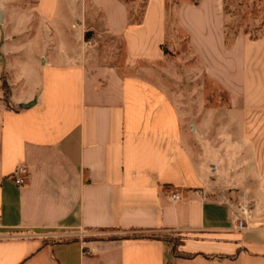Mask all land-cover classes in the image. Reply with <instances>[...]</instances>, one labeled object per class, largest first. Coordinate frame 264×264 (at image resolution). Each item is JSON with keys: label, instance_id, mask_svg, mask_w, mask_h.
Listing matches in <instances>:
<instances>
[{"label": "crops", "instance_id": "crops-1", "mask_svg": "<svg viewBox=\"0 0 264 264\" xmlns=\"http://www.w3.org/2000/svg\"><path fill=\"white\" fill-rule=\"evenodd\" d=\"M166 2L129 23L127 0H0V264H264L263 234L235 230L230 211L253 200L264 221V28L226 48L223 0L176 1L175 29L228 96L208 107L196 93L184 113L157 82L177 78L159 65ZM85 29L121 38L127 63L87 47ZM94 229L116 231L83 236ZM165 232L192 256L114 238Z\"/></svg>", "mask_w": 264, "mask_h": 264}, {"label": "rangeland", "instance_id": "rangeland-1", "mask_svg": "<svg viewBox=\"0 0 264 264\" xmlns=\"http://www.w3.org/2000/svg\"><path fill=\"white\" fill-rule=\"evenodd\" d=\"M127 1L128 19L136 20L140 18L147 0ZM166 1L169 36V41H167L166 45H168L169 50H165L168 59L160 62L159 65L177 72V78H172L169 74L163 73L157 79V82L162 83L177 103L178 108L184 113L187 109V104L191 103V98L196 99V93L197 96L201 95L204 97L205 104L208 107H227V93L202 74L196 57L193 56L187 45L186 36L175 29L172 12L177 0ZM223 6L225 34L223 43L226 48H230L233 45L237 35H245L251 40H255L262 35L264 28V0H223ZM9 23L12 22L9 20ZM3 28L4 32L12 31V25ZM85 33H88V37L85 38L87 47L98 48L102 52L106 51L107 55H109V61L121 64L127 63L128 60L121 38L99 35V32L88 29H85ZM130 63L131 67L148 64L145 61H130ZM0 86L3 91V99L6 100L9 86L5 81V77L1 80ZM233 202H237V199ZM248 203L253 211L255 207L254 201L250 200ZM114 231L116 230H86L83 232V236L102 235ZM163 234L180 239V236L173 232H165Z\"/></svg>", "mask_w": 264, "mask_h": 264}, {"label": "built area", "instance_id": "built-area-1", "mask_svg": "<svg viewBox=\"0 0 264 264\" xmlns=\"http://www.w3.org/2000/svg\"><path fill=\"white\" fill-rule=\"evenodd\" d=\"M24 170L18 167L13 172V179L17 185L25 182L22 175ZM173 200L179 199V195L175 192L170 194ZM232 227L235 230H259L264 236V221L252 220V210L248 202H233L230 204Z\"/></svg>", "mask_w": 264, "mask_h": 264}, {"label": "trees", "instance_id": "trees-1", "mask_svg": "<svg viewBox=\"0 0 264 264\" xmlns=\"http://www.w3.org/2000/svg\"><path fill=\"white\" fill-rule=\"evenodd\" d=\"M141 20V17L136 19V20H129V23H139ZM85 38L88 37V33H85ZM96 236H89V237H86L85 239H95ZM137 237H148V238H159V239H162V240H165L167 241L170 245H171V251L177 255V256H182V257H190L192 256V254L190 253H185V252H182L178 249L179 245L182 243L181 241V238L178 239L176 237H168L166 236V234H154V233H151V234H139V233H132V234H124V235H120V236H114L115 239H127V238H137ZM109 238V237H108Z\"/></svg>", "mask_w": 264, "mask_h": 264}, {"label": "water", "instance_id": "water-1", "mask_svg": "<svg viewBox=\"0 0 264 264\" xmlns=\"http://www.w3.org/2000/svg\"><path fill=\"white\" fill-rule=\"evenodd\" d=\"M32 104V103H31ZM31 104H27V105H25V107H27V106H29V105H31Z\"/></svg>", "mask_w": 264, "mask_h": 264}]
</instances>
